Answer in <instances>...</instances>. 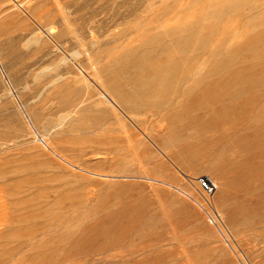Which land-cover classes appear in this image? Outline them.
<instances>
[{
  "label": "rangeland",
  "instance_id": "obj_1",
  "mask_svg": "<svg viewBox=\"0 0 264 264\" xmlns=\"http://www.w3.org/2000/svg\"><path fill=\"white\" fill-rule=\"evenodd\" d=\"M0 264H264V0H0Z\"/></svg>",
  "mask_w": 264,
  "mask_h": 264
},
{
  "label": "bare ground",
  "instance_id": "obj_2",
  "mask_svg": "<svg viewBox=\"0 0 264 264\" xmlns=\"http://www.w3.org/2000/svg\"><path fill=\"white\" fill-rule=\"evenodd\" d=\"M49 35V34H48ZM168 63V62H167ZM165 66L163 67H159L158 69L154 70V71H151V73H149L150 75L148 76H145L144 74L146 73L144 70L142 69H139V73H141V78L142 79H145L146 81H150V80H154V79H168L169 77H167L165 75V68L166 66V63L164 64ZM164 68V69H163ZM126 69V68H125ZM124 71V72H123ZM122 72L126 75L125 77L129 80H135L136 77H138L136 74H134L133 71H130V70H123ZM125 80V79H124ZM131 82V81H130ZM119 88H115V91H116V94H118ZM138 94H142V92L138 93ZM137 96H140V95H137ZM103 101L109 105L108 107H110V109L112 111H115L116 110V107L117 105L114 103L113 99L110 98L109 96H104L102 97ZM103 103V102H101ZM56 156V155H55Z\"/></svg>",
  "mask_w": 264,
  "mask_h": 264
},
{
  "label": "built area",
  "instance_id": "obj_3",
  "mask_svg": "<svg viewBox=\"0 0 264 264\" xmlns=\"http://www.w3.org/2000/svg\"><path fill=\"white\" fill-rule=\"evenodd\" d=\"M200 189L206 196H212L215 192L214 184L208 179H203L200 182Z\"/></svg>",
  "mask_w": 264,
  "mask_h": 264
}]
</instances>
